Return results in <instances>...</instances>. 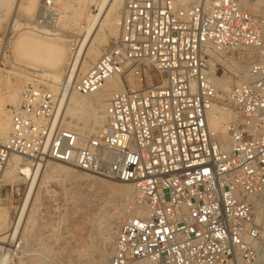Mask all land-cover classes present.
<instances>
[{"label": "built area", "instance_id": "1", "mask_svg": "<svg viewBox=\"0 0 264 264\" xmlns=\"http://www.w3.org/2000/svg\"><path fill=\"white\" fill-rule=\"evenodd\" d=\"M248 1L125 0L116 38L66 87L89 97L123 79L124 88L101 112V128L89 133L68 126L59 117V95L32 85L22 89L7 110L9 131L0 142V205L2 178L14 156L32 168L58 163L132 187L136 212L120 226L107 264L258 261L264 16L251 14ZM57 2L43 0L29 27L49 28ZM216 54L225 61L237 55L227 92L213 83L224 74ZM214 105L231 114L226 142L208 126Z\"/></svg>", "mask_w": 264, "mask_h": 264}, {"label": "bare ground", "instance_id": "2", "mask_svg": "<svg viewBox=\"0 0 264 264\" xmlns=\"http://www.w3.org/2000/svg\"><path fill=\"white\" fill-rule=\"evenodd\" d=\"M22 1L23 0H0V14L7 15L11 9L13 12L18 11L22 8ZM25 1L28 2L27 13L31 14L38 0ZM91 5L96 6L97 13L95 15L88 13ZM124 5L125 0H58L54 10L57 16L55 22L49 28L31 30L27 27V32L19 34L15 42H10L15 61L22 60L26 66L36 64L41 67V71L46 74H43L42 78L40 76L42 82L38 81L37 83L32 79V77L36 76L30 75L27 71L24 72V75L8 72V74L16 78V83L12 84L10 82L11 80H7L5 92L0 90V142L5 141L10 126L9 117L4 110V105L6 103L16 105L26 83H32L33 85L43 83V85L47 86L50 93L59 95L62 98L60 118H68L72 121L76 120L77 122H82L84 125L82 130L89 133L93 132V130L87 128V123L90 120H93L94 128H101V116L98 115V111L102 112L104 110L106 102L113 92L124 88L123 79L120 77L112 79L100 92L89 97H78L71 91H67L66 87L69 84L72 86L75 83L74 80L78 72L84 69L85 55L93 57V59L99 57L100 52L96 51L97 49L93 50V47L96 48L97 46L98 48L100 45L107 43L106 33L114 36L118 35V25L121 19V16H118V12L122 14ZM245 6H254L255 10H258L263 6V2L259 0H249L248 3L246 2ZM2 21L3 20L0 18V23ZM54 24L55 26L57 25L60 31H64L63 29L67 28L69 25L76 28V33L72 35L79 37L80 41L72 57H69L68 51L63 44L57 43L58 40L64 37L61 32L54 29ZM34 32L39 34V36H44V38H39ZM66 40L69 46L71 41L68 39ZM0 41L2 42L0 48L1 61L4 57L6 40ZM215 57L221 64H226L227 60L225 61L223 55L216 54ZM66 67L67 70L65 72ZM1 72L2 69L0 68V83L2 79ZM64 75L65 78H63ZM233 79L232 75L228 76L225 73L223 75L217 74L213 78V83L217 89L227 92L231 87ZM127 80L134 90L140 89V86L135 84L132 78L127 77ZM230 120L231 114L222 111L217 105H214L208 114L209 128L213 132L219 134L221 140L224 142L227 141L225 136V124ZM72 124L68 123L67 125L72 126ZM76 172L77 171L58 163H50L42 168H36V166L32 168V166L22 158L18 156L12 158L2 178V185L14 181H23L27 183V190L19 208L16 222L9 226L7 217H0V252H2V255H0V264H10L9 258L4 254L7 252V248H12L18 244L20 234L23 236L27 232H25V230L33 216L36 197L40 189L48 188L51 183L64 182L65 179H68L67 177L74 175ZM84 178L89 184H93L96 187L111 189L112 193L127 195L132 191V187L127 184H122V187H120L121 183H119L120 188L115 189V187L109 188V184L107 186L105 182L101 180L103 178L100 179V177L86 173ZM257 207V219L261 222L264 219L262 215V212H264V201L259 202ZM253 264H264L263 256Z\"/></svg>", "mask_w": 264, "mask_h": 264}, {"label": "rangeland", "instance_id": "3", "mask_svg": "<svg viewBox=\"0 0 264 264\" xmlns=\"http://www.w3.org/2000/svg\"><path fill=\"white\" fill-rule=\"evenodd\" d=\"M42 1L43 0L37 1L36 7L31 14L27 13L28 2L25 0L22 1V8L16 11L17 13L13 12L11 9L7 15L0 14V18L3 20L0 23V40H6L4 57L0 61V68L2 69L0 90H2V92L6 90L5 84L7 80H11L10 82L12 84L16 83V78L8 74V72L24 75V72L27 71L30 75L36 76L32 77V79L37 83L38 81L42 82V75L46 74L42 72L41 67L36 64L26 66L22 60L15 61L13 50H11L10 46V42H15L19 34L27 32V27L32 26V22L40 13ZM196 1L202 4L206 0H187V3H194ZM259 1L263 2V6L258 10H255L254 6L245 7L255 16H264V0ZM88 13L95 15L97 13L96 6L91 5ZM118 16L120 17L122 14L118 12ZM29 29L33 30V28L30 27ZM54 29L61 32L64 37L58 40L57 43L63 44L68 51L69 57H72L80 41L79 37L72 35L76 33V28L69 25L67 28L63 29L64 31H60L57 25L55 26L54 24ZM34 33L39 38H44V36H39L36 32ZM106 34L107 43L100 45L98 48L97 46L96 48L93 47V50L97 49L96 51L100 52L99 57L106 46L117 36L109 35V33ZM66 39L71 41L69 46ZM1 45L2 42L0 41V48ZM225 57L227 58L226 64H222L223 69H220V71L230 76L236 71L238 62L237 55L227 54ZM97 59L85 55L84 69L78 72L74 82H76ZM66 70L67 67L65 72ZM63 78H65V75ZM232 81L231 86L235 83L234 79ZM29 85L50 92L43 83L38 85L26 83L25 87ZM25 87H23V89ZM220 91L223 92L222 90ZM10 106H13V104L6 103L4 105L5 112H7ZM98 115L101 116L100 111H98ZM66 122L73 123V126L81 129L84 128L82 122H77L76 120L72 121L68 118H66ZM87 128L89 130L95 129L93 120L88 121ZM84 175L85 173L76 172L74 175L67 177L68 179H65L64 182L51 183L48 188L40 189L36 197L33 216L29 222L30 224H27L28 226L25 230V232H27H24L25 234L23 236L20 234L16 246L12 248L6 247L7 252L4 255L9 258L10 264L108 263L112 254L113 242L120 226L136 212L133 203V191L127 195L112 193L111 189H103L89 184L85 180ZM101 180H103L107 186L109 184V188L115 187V189H119L122 187V184L120 186L117 182L106 179ZM4 184L5 187L2 194L4 201L0 205V217L6 216L9 226H11L16 222L18 217L19 208L26 194L27 183L23 181H14L9 184ZM262 215L264 218V212H262ZM260 223L263 225L264 219ZM261 252L264 258V225Z\"/></svg>", "mask_w": 264, "mask_h": 264}, {"label": "crops", "instance_id": "4", "mask_svg": "<svg viewBox=\"0 0 264 264\" xmlns=\"http://www.w3.org/2000/svg\"><path fill=\"white\" fill-rule=\"evenodd\" d=\"M124 84V83H123Z\"/></svg>", "mask_w": 264, "mask_h": 264}]
</instances>
